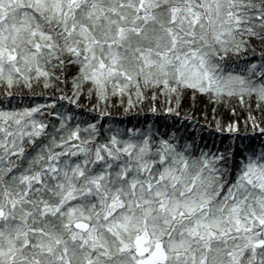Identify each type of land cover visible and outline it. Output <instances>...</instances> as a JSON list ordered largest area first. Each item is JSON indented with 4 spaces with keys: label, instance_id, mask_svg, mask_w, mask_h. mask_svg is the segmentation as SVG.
<instances>
[{
    "label": "snow or ice",
    "instance_id": "6c2138e0",
    "mask_svg": "<svg viewBox=\"0 0 264 264\" xmlns=\"http://www.w3.org/2000/svg\"><path fill=\"white\" fill-rule=\"evenodd\" d=\"M0 264H264V0H0Z\"/></svg>",
    "mask_w": 264,
    "mask_h": 264
},
{
    "label": "trees",
    "instance_id": "16d2710c",
    "mask_svg": "<svg viewBox=\"0 0 264 264\" xmlns=\"http://www.w3.org/2000/svg\"><path fill=\"white\" fill-rule=\"evenodd\" d=\"M49 94H51V93H49ZM40 102H45V101L41 100ZM63 103L67 104L66 101H64ZM116 103H117V107L111 109V111H112V123L115 125H118L121 128H123L125 126L132 127L133 124H135L137 127H139L140 124L144 122V116L148 117L149 122L158 123L162 130H163L165 124H167L169 126H171L172 124H175L177 127H179L182 122L185 123V125L189 129L191 128L190 122L183 121V116H184L183 111L181 112L180 117H170L166 121H153L152 114L147 113L146 111L143 112L139 117H136L133 114L125 115L123 113V109L118 106L119 102L117 101ZM183 104H184V109H186V110H192L193 105H195V110L197 111V114L201 117L203 116V112H201L200 109H205L206 111H208L210 113L211 108L215 107V105L211 104L208 101L207 97H204V96H197L195 98V100H193L191 93H189L188 96L185 98V100L183 101ZM144 107L146 109L147 105H145ZM136 111H138V109L133 110V112H136ZM201 122H203V121L201 120ZM102 123H108V121L104 120V121H102ZM216 139H217V144L220 147H223V145L219 143L220 137L217 136ZM205 140H207L209 143V146H211L212 141L207 137L206 134H205ZM226 142L227 141H225V143Z\"/></svg>",
    "mask_w": 264,
    "mask_h": 264
}]
</instances>
